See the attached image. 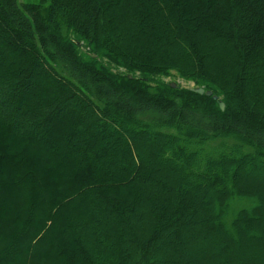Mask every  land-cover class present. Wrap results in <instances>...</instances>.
<instances>
[{
  "label": "trees",
  "instance_id": "trees-1",
  "mask_svg": "<svg viewBox=\"0 0 264 264\" xmlns=\"http://www.w3.org/2000/svg\"><path fill=\"white\" fill-rule=\"evenodd\" d=\"M256 171L264 0H0V264H264Z\"/></svg>",
  "mask_w": 264,
  "mask_h": 264
},
{
  "label": "rangeland",
  "instance_id": "rangeland-1",
  "mask_svg": "<svg viewBox=\"0 0 264 264\" xmlns=\"http://www.w3.org/2000/svg\"><path fill=\"white\" fill-rule=\"evenodd\" d=\"M163 82L167 83V84H171V85H175L177 87H180L181 89H195V86L192 82L183 80L179 77H177L175 74H171L169 77L163 78L161 79ZM36 81H40L42 82L41 79L37 78ZM76 113H72V115H75ZM62 118V114H59L56 116V120L57 123L55 122L54 125L51 128V131L53 128L58 127L59 125H61L59 120ZM42 135H46L49 136L50 132L49 131H41ZM79 139V137H75L74 140ZM98 139L102 140L103 138L101 136H98ZM68 142H60V146L63 148H65L68 145ZM71 143V142H69ZM255 177L251 180L253 183H255V186L257 189H259V191L264 195V171H256L254 173ZM205 244V243H202ZM205 253V254H204ZM207 252H202V254H204V256L206 255Z\"/></svg>",
  "mask_w": 264,
  "mask_h": 264
},
{
  "label": "water",
  "instance_id": "water-1",
  "mask_svg": "<svg viewBox=\"0 0 264 264\" xmlns=\"http://www.w3.org/2000/svg\"><path fill=\"white\" fill-rule=\"evenodd\" d=\"M172 87L174 88L175 86L173 85ZM191 91H192L193 93L199 95V96L212 97V99H213L214 101H218V100H219L218 97L213 96L212 92H210V91H205L203 88H197V89H193V90H191ZM219 107H220L221 110H223V109H224V105H223V103H220V104H219Z\"/></svg>",
  "mask_w": 264,
  "mask_h": 264
}]
</instances>
